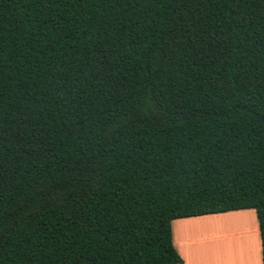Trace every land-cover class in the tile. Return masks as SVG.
<instances>
[{"label":"trees","instance_id":"trees-1","mask_svg":"<svg viewBox=\"0 0 264 264\" xmlns=\"http://www.w3.org/2000/svg\"><path fill=\"white\" fill-rule=\"evenodd\" d=\"M248 209L264 264V0H0V264H181Z\"/></svg>","mask_w":264,"mask_h":264},{"label":"crops","instance_id":"crops-1","mask_svg":"<svg viewBox=\"0 0 264 264\" xmlns=\"http://www.w3.org/2000/svg\"><path fill=\"white\" fill-rule=\"evenodd\" d=\"M222 218H229L238 225H242L245 221L248 225V227L242 225L245 226L247 234L244 242L247 245L248 256L244 260L236 257L232 264H253V262L262 264L258 221L252 209L173 220L171 222L172 244L182 260L181 264H209L207 260L210 257V229H215L214 224L219 226ZM221 264H224V260Z\"/></svg>","mask_w":264,"mask_h":264},{"label":"rangeland","instance_id":"rangeland-1","mask_svg":"<svg viewBox=\"0 0 264 264\" xmlns=\"http://www.w3.org/2000/svg\"><path fill=\"white\" fill-rule=\"evenodd\" d=\"M234 223L229 218H222L219 226L214 224L216 225L215 229H210V257L207 260L209 264H221L222 260H224V264H232V261L237 259L236 257H241L243 260L247 258V245L244 242L247 234L245 226H242L247 222L244 221L242 225Z\"/></svg>","mask_w":264,"mask_h":264}]
</instances>
